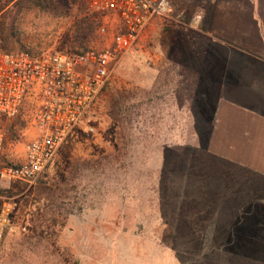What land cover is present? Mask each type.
Segmentation results:
<instances>
[{
    "label": "rangeland",
    "instance_id": "1",
    "mask_svg": "<svg viewBox=\"0 0 264 264\" xmlns=\"http://www.w3.org/2000/svg\"><path fill=\"white\" fill-rule=\"evenodd\" d=\"M64 1L61 15L21 14L17 27L30 52L104 46L85 0ZM170 2L177 22H157L121 59L87 117L92 131L69 138L41 182H0L1 195L15 202L0 264H264V179L207 151L213 115L204 112L217 99L204 74L189 71L205 44L192 28L198 8ZM10 7L0 0V23ZM0 49H13L1 29ZM111 91L128 97L123 132L109 116ZM35 108L25 101L16 132L3 121L6 157L23 160L38 134ZM37 212L41 236L29 231Z\"/></svg>",
    "mask_w": 264,
    "mask_h": 264
},
{
    "label": "built area",
    "instance_id": "2",
    "mask_svg": "<svg viewBox=\"0 0 264 264\" xmlns=\"http://www.w3.org/2000/svg\"><path fill=\"white\" fill-rule=\"evenodd\" d=\"M86 7L101 21L96 32L102 48L78 45L71 52L41 54L0 50V182L35 184L69 138L92 131L87 117L121 59L157 22H177L170 0H86ZM27 99L36 103L38 134L27 141L18 162L4 155L3 121L16 119ZM14 214L15 202L0 194V248Z\"/></svg>",
    "mask_w": 264,
    "mask_h": 264
},
{
    "label": "crops",
    "instance_id": "3",
    "mask_svg": "<svg viewBox=\"0 0 264 264\" xmlns=\"http://www.w3.org/2000/svg\"><path fill=\"white\" fill-rule=\"evenodd\" d=\"M191 2L198 8L192 28L205 44L196 46L189 71L204 74L217 99L204 112L213 115L207 151L264 179V0Z\"/></svg>",
    "mask_w": 264,
    "mask_h": 264
},
{
    "label": "trees",
    "instance_id": "4",
    "mask_svg": "<svg viewBox=\"0 0 264 264\" xmlns=\"http://www.w3.org/2000/svg\"><path fill=\"white\" fill-rule=\"evenodd\" d=\"M7 4L11 5L10 12L7 14L4 20L0 23V29L3 33V37L5 38L6 42L13 48L11 50H1L4 52H20V51H29L20 36L18 31V23L19 18L22 13L27 12L31 9H40L46 12L55 13L61 15L64 13L66 3L64 0H7ZM84 49L87 47L82 46ZM30 52V51H29ZM108 87V84L104 86L102 92H105ZM127 95L124 96L118 91H111L109 93V116L112 122H114L120 131H124L125 129V121H128V111L129 106L127 102ZM19 117V116H18ZM11 120L8 125L9 132H16L15 127L16 120ZM127 118V119H126ZM22 128L19 125L18 129ZM43 176L42 174L37 179L38 181H42ZM5 191L0 188V194H4ZM31 226L29 227V231L34 235L41 236L43 233V222L41 220V214L37 212V214L32 218L30 221ZM52 246L54 250L64 259V261L69 262L67 257L65 256V251L61 252L59 247L52 242Z\"/></svg>",
    "mask_w": 264,
    "mask_h": 264
}]
</instances>
